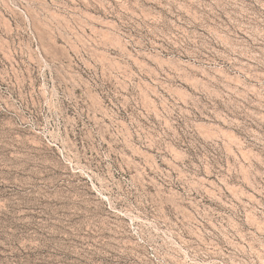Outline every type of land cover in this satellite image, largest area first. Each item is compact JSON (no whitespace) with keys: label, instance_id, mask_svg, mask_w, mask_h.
<instances>
[{"label":"rangeland","instance_id":"1","mask_svg":"<svg viewBox=\"0 0 264 264\" xmlns=\"http://www.w3.org/2000/svg\"><path fill=\"white\" fill-rule=\"evenodd\" d=\"M0 264H264V0H0Z\"/></svg>","mask_w":264,"mask_h":264},{"label":"bare ground","instance_id":"2","mask_svg":"<svg viewBox=\"0 0 264 264\" xmlns=\"http://www.w3.org/2000/svg\"><path fill=\"white\" fill-rule=\"evenodd\" d=\"M189 70H191V72H189ZM185 72L187 73V75H194V77L200 76L201 78H203L205 76V72H199V69L197 67H195L194 64H188Z\"/></svg>","mask_w":264,"mask_h":264}]
</instances>
